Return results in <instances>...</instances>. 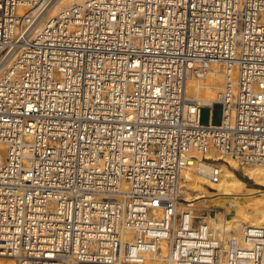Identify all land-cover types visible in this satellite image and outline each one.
Here are the masks:
<instances>
[{
    "label": "built area",
    "instance_id": "built-area-1",
    "mask_svg": "<svg viewBox=\"0 0 264 264\" xmlns=\"http://www.w3.org/2000/svg\"><path fill=\"white\" fill-rule=\"evenodd\" d=\"M56 2L0 0V255L264 264V227L225 241L178 212L210 152L264 165V0ZM214 65L228 82L204 105L188 84Z\"/></svg>",
    "mask_w": 264,
    "mask_h": 264
},
{
    "label": "bare ground",
    "instance_id": "bare-ground-1",
    "mask_svg": "<svg viewBox=\"0 0 264 264\" xmlns=\"http://www.w3.org/2000/svg\"><path fill=\"white\" fill-rule=\"evenodd\" d=\"M82 1L85 0H57L53 11L57 12L62 6L71 5L72 2L75 4L74 2ZM230 78V81L237 80L236 74H231ZM227 82L228 78L224 68L214 65L204 79L190 80L188 93L192 96L197 95L202 104L212 105L219 102L222 89ZM188 110L192 111L193 107ZM209 156L216 162L199 161L186 172L185 177L188 182L183 194L188 202H182L178 212L182 214L196 211L200 214L204 213L216 235L225 241L232 233L233 235L240 234L245 228L264 227V192L259 193V189L249 187L234 172L240 169L254 183L264 186V165L244 164L238 158L217 154L213 151L209 153ZM215 166L221 170V179L217 184H210L208 175ZM246 193L252 194V200L248 198L250 200L246 203L236 202L237 196ZM181 205L189 209H184V211ZM191 207L196 209H190ZM202 210L203 213H201ZM217 210L222 211V216L218 219L212 215V212ZM0 259L6 261L7 264H18V260L14 257L0 255Z\"/></svg>",
    "mask_w": 264,
    "mask_h": 264
},
{
    "label": "rangeland",
    "instance_id": "rangeland-1",
    "mask_svg": "<svg viewBox=\"0 0 264 264\" xmlns=\"http://www.w3.org/2000/svg\"><path fill=\"white\" fill-rule=\"evenodd\" d=\"M74 3H77V2H74ZM71 4H73V2ZM211 120H212V123L215 124V125H218V124L221 123V110L219 108H215L213 110L212 118H211V109L209 107H205L204 109H202V112H201V122L203 124H209ZM218 162H220V161H218ZM234 172L240 178H242L243 180L249 181V183H247V185L249 187H253V188L259 189L260 190L259 193L260 192H264V186H260V185H257L256 183H254V181L251 180L249 177H247L240 169L239 170H234ZM257 193H255V194H257ZM236 198H237V201L236 202L246 203L247 201L250 200L248 198H251V200H252V194L246 193V194H243V195H239ZM181 208L183 210L184 209H186V210L189 209L188 207H184V205H181ZM190 209H196V208L191 207ZM203 212L204 211L202 210L201 213H203ZM196 213H200V212L199 211L198 212L196 211ZM212 215L215 216L218 219L220 216H222V211L221 210H217L216 212H212ZM0 264H7V262L6 261H3V259H0Z\"/></svg>",
    "mask_w": 264,
    "mask_h": 264
},
{
    "label": "trees",
    "instance_id": "trees-1",
    "mask_svg": "<svg viewBox=\"0 0 264 264\" xmlns=\"http://www.w3.org/2000/svg\"><path fill=\"white\" fill-rule=\"evenodd\" d=\"M246 183H249V181H247V180H244Z\"/></svg>",
    "mask_w": 264,
    "mask_h": 264
}]
</instances>
